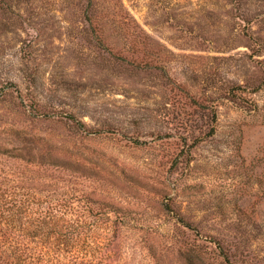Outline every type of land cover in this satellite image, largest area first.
<instances>
[{"label":"rangeland","instance_id":"obj_1","mask_svg":"<svg viewBox=\"0 0 264 264\" xmlns=\"http://www.w3.org/2000/svg\"><path fill=\"white\" fill-rule=\"evenodd\" d=\"M74 3L0 26V147L28 133L69 162L116 220L104 264H264V0H93L94 32ZM103 39L159 68L107 62Z\"/></svg>","mask_w":264,"mask_h":264},{"label":"trees","instance_id":"obj_2","mask_svg":"<svg viewBox=\"0 0 264 264\" xmlns=\"http://www.w3.org/2000/svg\"><path fill=\"white\" fill-rule=\"evenodd\" d=\"M33 2L0 0L3 32H25L32 17L26 15V7ZM93 5V0H77L75 7L82 22L94 32L98 17ZM126 15H120V20L131 24L133 18L127 11ZM103 45L106 61L118 67L159 68L145 54L112 52L105 39ZM20 105L26 107V103ZM26 135L19 143L33 146L0 147V158L5 160L0 163V264H104L118 249L116 220L98 207L87 210L84 198L71 193L69 178L73 174L69 162L50 153L42 154L34 147L38 140L33 136L27 139ZM56 171L66 179L58 180L59 175L51 173ZM101 224L111 235L107 243L94 234ZM190 252L194 253L192 249ZM188 264L195 263L188 261Z\"/></svg>","mask_w":264,"mask_h":264}]
</instances>
